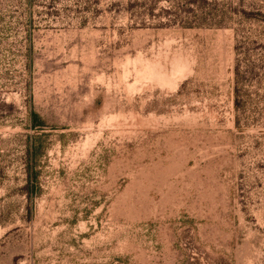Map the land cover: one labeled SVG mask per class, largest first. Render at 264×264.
I'll use <instances>...</instances> for the list:
<instances>
[{
	"label": "rangeland",
	"instance_id": "obj_1",
	"mask_svg": "<svg viewBox=\"0 0 264 264\" xmlns=\"http://www.w3.org/2000/svg\"><path fill=\"white\" fill-rule=\"evenodd\" d=\"M0 264H264V0H0Z\"/></svg>",
	"mask_w": 264,
	"mask_h": 264
},
{
	"label": "trees",
	"instance_id": "obj_2",
	"mask_svg": "<svg viewBox=\"0 0 264 264\" xmlns=\"http://www.w3.org/2000/svg\"><path fill=\"white\" fill-rule=\"evenodd\" d=\"M190 2V1H189ZM165 12H167V13H169V10H167V9H165L164 10ZM189 13V10L188 9H185L184 10V13ZM236 83H237V80H238V78H237V76H238V72H237V70H236ZM234 104H235V107L237 108V107H239V105H240V101H239V99H238V95H237V86H236V89H235V98H234ZM30 176H31V174H30Z\"/></svg>",
	"mask_w": 264,
	"mask_h": 264
}]
</instances>
